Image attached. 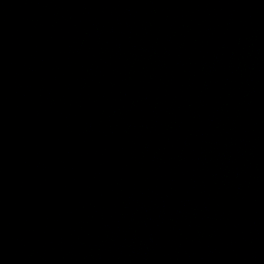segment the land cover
Instances as JSON below:
<instances>
[{"label": "water", "instance_id": "water-1", "mask_svg": "<svg viewBox=\"0 0 264 264\" xmlns=\"http://www.w3.org/2000/svg\"><path fill=\"white\" fill-rule=\"evenodd\" d=\"M0 264H264V0H0Z\"/></svg>", "mask_w": 264, "mask_h": 264}]
</instances>
